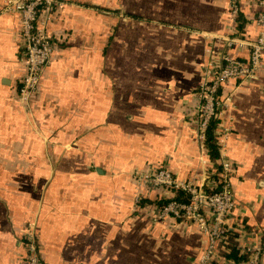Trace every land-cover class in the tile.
Listing matches in <instances>:
<instances>
[{"label": "crops", "instance_id": "obj_1", "mask_svg": "<svg viewBox=\"0 0 264 264\" xmlns=\"http://www.w3.org/2000/svg\"><path fill=\"white\" fill-rule=\"evenodd\" d=\"M244 36L259 7L240 1ZM226 0H63L46 21L53 52L29 107L20 15L0 0V264H192L207 239L192 220L157 217L160 166L200 183L212 163L200 146L195 91L211 53L226 48ZM227 133L238 249L264 238V55L228 81ZM209 209L204 208L206 215ZM211 264H240L220 254ZM260 264H264V258Z\"/></svg>", "mask_w": 264, "mask_h": 264}, {"label": "built area", "instance_id": "obj_2", "mask_svg": "<svg viewBox=\"0 0 264 264\" xmlns=\"http://www.w3.org/2000/svg\"><path fill=\"white\" fill-rule=\"evenodd\" d=\"M241 0H226L227 14L231 22V33L224 38L226 48L246 47V59L231 56L227 51L219 57L211 53L206 64L203 80L195 91V124L196 135L202 149L205 132L213 118H220L223 108L227 106L230 97L222 94V87L228 81L240 82L253 75L263 61L264 55V0H253L259 7L254 21L257 26L255 38L248 39L237 29L240 15ZM63 4V0H5V10L16 11L20 15L19 34L23 45L24 73L19 79L17 100L29 107L38 93L42 74L50 63L53 52L51 35L45 28L46 21ZM227 133L225 129L217 130V144L219 156L217 163V179L211 178L205 170L200 183L179 180L165 167L160 166L149 176L154 188H163L174 194L175 189H182L189 194L187 202L166 198L168 201L158 205L157 217H173L179 220H192L200 232L207 239L203 252L192 264H211L218 258L219 249L225 243V233L235 230L232 212L235 207L231 176L233 168L227 159ZM206 153V151H205ZM211 163V162H210ZM212 166L210 169L212 170ZM214 171V170H213ZM205 187L218 189L211 194L205 192ZM209 209V215L204 208ZM26 264H42L39 259L36 242L28 237L26 243ZM240 252L246 258L240 264H260L264 258V238L256 242L241 246Z\"/></svg>", "mask_w": 264, "mask_h": 264}, {"label": "trees", "instance_id": "obj_3", "mask_svg": "<svg viewBox=\"0 0 264 264\" xmlns=\"http://www.w3.org/2000/svg\"><path fill=\"white\" fill-rule=\"evenodd\" d=\"M238 23H237V29L239 32H243V26L245 24V20L243 19L242 15L240 14L238 16ZM218 125H219V119L213 118L210 120L209 125L206 129L205 132V138L203 140V146L206 151V155L208 157V160L212 163V167H214V171L211 172L210 177L217 179V170H219L220 166L217 163V158L219 156L218 152V144H217V130H218ZM216 189H210L208 187H205V192L207 194H211L215 192ZM172 199L181 201V202H187L189 200V194L182 190V189H175L174 190V195ZM168 199H159L156 201V204L159 206L164 205ZM225 243L222 245L220 254L227 257L231 258L234 261H242L246 258V254L239 253L238 249V233L233 231V230H228L225 233Z\"/></svg>", "mask_w": 264, "mask_h": 264}]
</instances>
